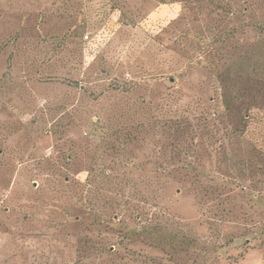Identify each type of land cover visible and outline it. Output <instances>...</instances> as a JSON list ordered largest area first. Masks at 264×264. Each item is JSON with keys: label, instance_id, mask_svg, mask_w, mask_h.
Instances as JSON below:
<instances>
[{"label": "rangeland", "instance_id": "rangeland-1", "mask_svg": "<svg viewBox=\"0 0 264 264\" xmlns=\"http://www.w3.org/2000/svg\"><path fill=\"white\" fill-rule=\"evenodd\" d=\"M0 264H264V0H0Z\"/></svg>", "mask_w": 264, "mask_h": 264}]
</instances>
